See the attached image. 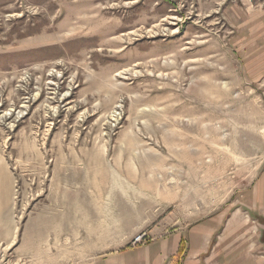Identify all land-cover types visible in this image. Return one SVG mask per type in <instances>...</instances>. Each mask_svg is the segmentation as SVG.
I'll return each mask as SVG.
<instances>
[{
  "label": "rangeland",
  "instance_id": "rangeland-1",
  "mask_svg": "<svg viewBox=\"0 0 264 264\" xmlns=\"http://www.w3.org/2000/svg\"><path fill=\"white\" fill-rule=\"evenodd\" d=\"M219 9L0 0V264H22L27 227L67 207L59 179L81 164L109 163V250L245 201L264 87L241 73Z\"/></svg>",
  "mask_w": 264,
  "mask_h": 264
},
{
  "label": "crops",
  "instance_id": "crops-1",
  "mask_svg": "<svg viewBox=\"0 0 264 264\" xmlns=\"http://www.w3.org/2000/svg\"><path fill=\"white\" fill-rule=\"evenodd\" d=\"M204 2L220 5L241 73L258 88L264 87V0ZM70 168L72 173L59 180L61 187L73 191V196L64 201L67 207H60L56 216L43 215L34 221L36 235L27 227L26 247H16L19 257L24 258L22 264H264V225L257 236L250 233L249 226L250 219L264 224V164L251 180L245 201L240 200V206L227 216L224 210L218 211L142 244L125 242L112 250L109 163ZM51 232L58 236L57 247H44Z\"/></svg>",
  "mask_w": 264,
  "mask_h": 264
},
{
  "label": "built area",
  "instance_id": "built-area-1",
  "mask_svg": "<svg viewBox=\"0 0 264 264\" xmlns=\"http://www.w3.org/2000/svg\"><path fill=\"white\" fill-rule=\"evenodd\" d=\"M146 237H147V233L145 232L139 233L134 237L132 244L134 245L142 244L146 240Z\"/></svg>",
  "mask_w": 264,
  "mask_h": 264
}]
</instances>
